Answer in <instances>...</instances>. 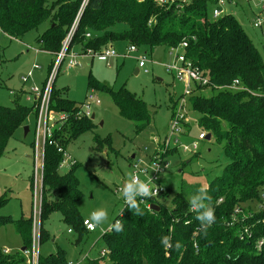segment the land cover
Masks as SVG:
<instances>
[{
    "label": "trees",
    "instance_id": "trees-1",
    "mask_svg": "<svg viewBox=\"0 0 264 264\" xmlns=\"http://www.w3.org/2000/svg\"><path fill=\"white\" fill-rule=\"evenodd\" d=\"M82 2L58 0L48 6L47 0H0V31L19 40L48 22L38 43L40 50L53 57L49 75ZM209 4V0L165 4L155 0H89L82 11L69 50L79 46L82 51H102L119 41L150 51L157 47L171 50L187 42L185 57L208 82L205 87H194L190 96L193 111L200 115L197 126L214 136L217 143L225 144L223 151L230 160L222 177L207 188L195 185L189 192L182 190L172 198L171 208L166 205L171 192L166 185L155 203L159 211L148 209V203L138 198L139 213L125 203L109 231L94 241L92 248L100 245L102 252L89 264H264V58L232 14L210 18ZM88 88L107 91L120 116L136 124L137 133L150 126L148 106L132 92L124 88L112 90L93 77L89 78ZM206 89L212 91L211 97L201 94ZM51 93L50 109L56 112L58 121L51 144L47 143L44 151L40 219L43 225L51 212H59L78 235L77 244L84 234L93 233L86 231L85 220L78 212L82 194L73 172L78 162L68 168L69 173L62 174L59 170L64 156L59 148L67 151V146L93 130L95 123L91 117L78 115L80 105L55 91L54 85ZM36 114L34 101L29 108L19 104L0 106V156L16 130L24 127L29 117L36 119ZM177 116L172 111V123ZM180 123L183 133L191 130L189 124ZM95 139L97 151L108 147L114 152L109 141ZM174 151L177 150L167 148L166 154L160 156L169 158ZM157 154L154 150L151 160ZM134 159L131 157L129 163ZM200 189L209 199H198ZM7 202L0 197V208ZM246 203L261 208H245ZM208 207L215 217L211 225L199 219ZM117 223L122 226L119 232L114 227ZM10 224L8 218H0V228ZM14 225L24 247L30 249L32 221L20 219ZM39 236L42 243L48 233L42 229ZM18 254L6 255L0 248V264H24V256ZM39 264L66 262L63 252H59L40 258Z\"/></svg>",
    "mask_w": 264,
    "mask_h": 264
},
{
    "label": "rangeland",
    "instance_id": "rangeland-1",
    "mask_svg": "<svg viewBox=\"0 0 264 264\" xmlns=\"http://www.w3.org/2000/svg\"><path fill=\"white\" fill-rule=\"evenodd\" d=\"M57 1L47 0V4L52 6ZM236 3L226 5L227 13L230 12L229 14L242 24L246 34L264 58V25L260 29L255 28L251 13L252 8L260 7L258 15L262 11L264 0H238ZM214 6H208L210 18ZM254 12L256 13V10ZM48 25V22L41 23L37 29L28 32L19 40L11 39L0 31V106L10 108L19 104L29 108L33 100L30 90L33 87L41 88L45 83L48 69L54 61L51 55L40 50L38 39ZM110 46L116 50L117 55L125 57L109 59V66L96 56H84L86 51L77 46L71 49V54L80 56L77 59L78 65L69 68V58H66L60 65L54 82L55 91H61L65 98L76 105L84 103L91 90H94L99 100L91 106V115L95 116L94 129L80 135L67 146L68 155L78 162L73 172L79 180L78 188L82 194L77 202L81 219L91 221L89 217L92 212H106V219L102 223L97 225L91 221L96 226V231L93 234H84L82 240L76 244L78 235L65 223L59 212H51L43 225L41 219L35 225L32 189L33 140L36 127L34 117H29L25 122L24 127L30 128L27 136H24V127L17 129L5 153L0 156V197L8 199L4 207L0 208V218L12 221V224L0 228V248L6 255L22 254L24 264L26 258L21 252L24 241L17 235L14 225L20 219L32 221L31 246L34 243V233L37 235L42 229L47 231L48 237L38 243L41 258L63 252L66 264H89L100 257L101 246L98 245L94 249L92 246L101 234L109 231L115 217L124 209L126 202L122 189L133 176L129 165L131 157L135 156L136 160L140 159L143 164H148L154 150H157L159 155L166 154L163 140L170 133L172 111L176 112L183 124H189L191 130L177 134L179 141L176 144V147L188 146L189 151L184 153L178 148L166 160L169 170L163 174V184L171 190L166 200L169 208L172 206V198L182 190L189 192L195 185L207 188L210 182L222 177L225 166L230 162L223 151L225 144L217 143L214 136L211 140H206V137L205 140L198 141L200 133L204 132L206 136L208 133L197 126L200 115L193 111L190 105V96L193 93L187 95L186 78L180 81L177 73L170 70L176 56L183 53L181 47L175 50L157 47L152 51L139 47L136 53L126 57L130 47L128 43L119 41ZM28 47L39 52L30 51ZM141 57L145 58L144 68H139ZM33 65L40 66V69L34 71L32 80L24 84L22 77H25ZM90 77L115 91L127 89L136 98L143 100L151 114L150 126L137 133L136 124L120 116L118 107L107 91L88 88ZM191 89L193 92V86ZM201 94L211 97L212 91L206 89L201 91ZM51 115L58 116L55 111H52ZM54 123L52 131L56 127ZM95 138L103 142L109 141L114 152L108 151V147L97 151ZM196 141L198 150L192 151L191 145ZM161 145H164V148ZM171 148L174 149V142L171 143ZM68 168L64 166L59 171L67 174ZM248 206L255 210L261 208V205L257 206L255 203L244 204L245 208Z\"/></svg>",
    "mask_w": 264,
    "mask_h": 264
},
{
    "label": "built area",
    "instance_id": "built-area-1",
    "mask_svg": "<svg viewBox=\"0 0 264 264\" xmlns=\"http://www.w3.org/2000/svg\"><path fill=\"white\" fill-rule=\"evenodd\" d=\"M89 0H83L79 15L77 19L74 21L72 25V29L67 36V38L62 43V49L61 52L57 54L55 63L53 65V68L49 75L47 76V79L45 83L41 86V88L33 87L30 90L31 95L33 96V100L35 102V109H36V119H35V131H34V146H33V157H34V178H33V189H34V211H33V221L36 223L40 220L41 215V209H42V197H43V189H42V182H43V166H44V151L47 143L51 144V137H52V130L55 125H53L54 122L57 121L58 116L51 115L52 109H50V103H51V97H52V88L54 85V82L56 80V76L59 70L60 65L64 62L66 58H69V68H72L73 66L78 65V57H80L78 54H71L72 50H69L70 43L72 41V37L74 36L78 21L80 18V15L83 13V9L87 6ZM174 2L176 0H155L158 4H165L166 2ZM184 2L188 0H183ZM210 3L214 6V9L212 10V19H217L222 17V15L225 13V7L226 5H230V3H236L237 0H209ZM264 5V4H263ZM264 8V6H263ZM262 8V11L256 15L254 26L255 28H262L264 25V9ZM261 9V8H260ZM90 34H87V37H89ZM188 46L187 42H183L179 47L183 49V53L181 55L176 56V61L172 65L170 70H173L177 73V78L180 81H184V78H186V94L190 95L194 92H192L191 86L193 88H200L205 87L208 82L207 80L201 75V73L198 72L197 69H195L191 62L188 61V59L185 57L184 50ZM178 47V48H179ZM176 48V49H178ZM138 50L137 46H130L128 49V54L126 57H128L129 54L136 53ZM175 50V49H171ZM35 52H38V50H35ZM96 56L99 60L105 61L110 66L108 60L114 59V58H124L125 56H119L117 55L116 50L110 46L105 48L102 51H92L88 49L86 53H84V56L88 55ZM146 66L145 64V58L141 57V61L139 62V68H144ZM40 66L33 65V67L25 74V77H22V81L25 84L26 82H30L32 80L33 72L36 70H39ZM145 73H147L145 71ZM234 85H237V81L234 82ZM98 97L96 93L91 90L88 96L86 97V100L84 103L80 105L81 110L79 111L78 115L90 117L91 116V106L93 104L98 103ZM57 117V118H56ZM62 116H60L61 118ZM179 118L174 121L171 124L170 133L166 136V138L163 140L165 145V151L167 148H171V143L174 142V149L177 150L178 148H181L184 153L189 151V147H176L178 143V137L177 134H182L183 129L181 128V123ZM55 124V123H54ZM206 134L204 132L200 133L198 135V141H202L206 139ZM192 151L198 150V142H193L191 145ZM59 151L62 152L64 156V160L60 164V169L64 166L72 167L75 164V160L68 155L67 151L62 150V148H59ZM166 157H161L159 154L155 155L154 158H150V161L148 164H143V162L139 159H134L133 162L130 164L131 170H133V175L136 176V178L141 181L148 184L150 189V195L148 197H137L140 202L142 203H148L147 207L148 209L151 208L152 205H156L158 195L162 192L166 191L165 185H163V174L169 170V165L166 162ZM149 200H152L153 203L149 204ZM149 201V202H148ZM84 227L86 231L93 233L96 231V226L91 223L89 220L84 221ZM34 237V243L30 247V249L23 252L25 254L26 258V264H39L40 261V253L38 252V243L40 244L39 240V232L36 235L33 234ZM39 240V241H38ZM79 264V262H78Z\"/></svg>",
    "mask_w": 264,
    "mask_h": 264
},
{
    "label": "clouds",
    "instance_id": "clouds-1",
    "mask_svg": "<svg viewBox=\"0 0 264 264\" xmlns=\"http://www.w3.org/2000/svg\"><path fill=\"white\" fill-rule=\"evenodd\" d=\"M123 197L124 200L127 204V206L131 209H136V211L139 213V208L136 203V198L137 197H148L150 195V189L147 183L139 181L135 175L131 177V180L129 182H126L123 189ZM200 196L198 199L201 200H206L209 199L203 189L199 190ZM203 207V204L200 205ZM142 214V213H141ZM89 219L94 223V224H100L106 219V212L103 210H98L94 211L90 214ZM199 219L203 222H205L207 225H211L214 222V215L212 212V209L210 207L206 208V210L199 216ZM115 230L117 232L121 231V225L117 223L114 225ZM166 243V239L163 241ZM179 246V245H177Z\"/></svg>",
    "mask_w": 264,
    "mask_h": 264
},
{
    "label": "water",
    "instance_id": "water-1",
    "mask_svg": "<svg viewBox=\"0 0 264 264\" xmlns=\"http://www.w3.org/2000/svg\"><path fill=\"white\" fill-rule=\"evenodd\" d=\"M80 16H82V14H81ZM76 27H77V26H76ZM76 30H77V29H76ZM136 73H137V70H136L135 74H136ZM94 118H95V116H94V114H92V115H91V120H94ZM28 132H29V127L26 126V127L24 128V136H27V133H28ZM211 137H212V136H210V134H208V135H207V140H211ZM132 158L134 159L135 156H133ZM150 209H151L152 211L156 212V211H159V210H160V207H159L158 205H152ZM25 251H26V248L23 247V248L21 249V252H25Z\"/></svg>",
    "mask_w": 264,
    "mask_h": 264
},
{
    "label": "crops",
    "instance_id": "crops-1",
    "mask_svg": "<svg viewBox=\"0 0 264 264\" xmlns=\"http://www.w3.org/2000/svg\"><path fill=\"white\" fill-rule=\"evenodd\" d=\"M237 1H238V0H237ZM230 4H232V3H230ZM236 5H237V3H236ZM226 8H227V7H225V13L228 14V13H227V12H228V11H227L228 8H227V9H226ZM258 9H260V7H258V8L256 7L255 9L252 8V12H251V13H252V15H253L254 18H255L256 15H257V11H259ZM255 10H256V13L254 12ZM229 13H230V12H229ZM28 50H30V51H34V49L31 48V47H28ZM38 52H39V51H38ZM48 54H49V53H48ZM49 55H50V54H49ZM32 67H33V66H32ZM36 72H37V71H36ZM28 127H29V126H28ZM29 132H30V128H29ZM29 132H28V133H29ZM28 133H27V134H28ZM25 137H26V136H25ZM33 146H34V144H33ZM76 162H77V161H76ZM129 165H130V163H129Z\"/></svg>",
    "mask_w": 264,
    "mask_h": 264
}]
</instances>
